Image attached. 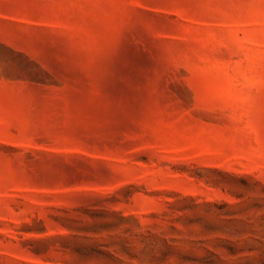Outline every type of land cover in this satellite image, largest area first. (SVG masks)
Here are the masks:
<instances>
[{"label":"rangeland","instance_id":"374dc122","mask_svg":"<svg viewBox=\"0 0 264 264\" xmlns=\"http://www.w3.org/2000/svg\"><path fill=\"white\" fill-rule=\"evenodd\" d=\"M0 264H264V0H0Z\"/></svg>","mask_w":264,"mask_h":264},{"label":"bare ground","instance_id":"6f19581e","mask_svg":"<svg viewBox=\"0 0 264 264\" xmlns=\"http://www.w3.org/2000/svg\"><path fill=\"white\" fill-rule=\"evenodd\" d=\"M0 53H6L3 49L0 48Z\"/></svg>","mask_w":264,"mask_h":264}]
</instances>
